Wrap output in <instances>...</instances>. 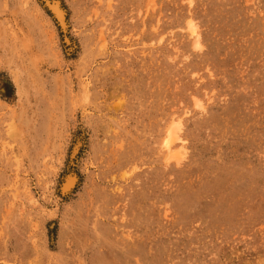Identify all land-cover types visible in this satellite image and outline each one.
I'll list each match as a JSON object with an SVG mask.
<instances>
[{
	"label": "rangeland",
	"instance_id": "obj_1",
	"mask_svg": "<svg viewBox=\"0 0 264 264\" xmlns=\"http://www.w3.org/2000/svg\"><path fill=\"white\" fill-rule=\"evenodd\" d=\"M0 264H264V0H0Z\"/></svg>",
	"mask_w": 264,
	"mask_h": 264
},
{
	"label": "bare ground",
	"instance_id": "obj_2",
	"mask_svg": "<svg viewBox=\"0 0 264 264\" xmlns=\"http://www.w3.org/2000/svg\"><path fill=\"white\" fill-rule=\"evenodd\" d=\"M195 2V0H189V3L192 5ZM51 5V4H50ZM53 10L55 9V12L57 14V18L59 19L60 23L62 25H64V13L60 10V8L56 5L53 6ZM66 21V20H65ZM59 24V23H58ZM193 38L196 41V47L200 48L201 47V34L199 33V31L197 30V25L194 24V22L191 20L189 23ZM65 31V30H64ZM66 32V31H65ZM68 42V41H66ZM68 44V43H67ZM197 105L199 107H202L203 105H201L199 102H197ZM175 123V122H174ZM182 123L178 122L175 123L173 125V127L171 128V130L168 133V136L166 138L165 141V146L170 154V159H174L177 158V153L175 151V146L177 144V142H182V138L179 136V132L182 131ZM182 133V132H181ZM180 133V135L182 136V134ZM185 142V140L183 141ZM180 144V143H179ZM77 146V145H76ZM73 158V157H72ZM76 183V178L72 175L69 176L63 186V189L66 191H70ZM62 187V186H61ZM175 235V234H174ZM217 257V256H216Z\"/></svg>",
	"mask_w": 264,
	"mask_h": 264
}]
</instances>
